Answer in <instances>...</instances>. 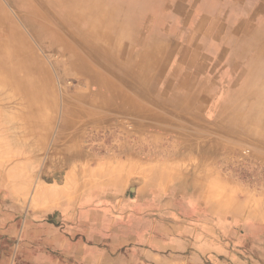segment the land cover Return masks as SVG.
Segmentation results:
<instances>
[{
  "label": "rangeland",
  "instance_id": "1",
  "mask_svg": "<svg viewBox=\"0 0 264 264\" xmlns=\"http://www.w3.org/2000/svg\"><path fill=\"white\" fill-rule=\"evenodd\" d=\"M29 1L37 14L47 13L53 27H58L56 13L49 5H68L66 0ZM89 1L96 2L94 8L102 9V1H106L113 11L111 18L104 9L100 13L96 11L99 14H89L92 16L87 17L88 22L95 28L93 37L98 42H106L109 49L127 59L122 62H127V67L136 75V82L144 81L141 94L148 95L146 99L153 106L163 108L164 120L165 114L176 109L175 102L196 106L194 98L191 100L188 95V98H180L173 84L184 76L182 82L191 85L194 78H185L184 73L196 75L209 65L202 58L196 62L199 58L194 53L203 42L208 46L213 41L211 33L204 36L197 33L201 28V12H213L221 7L237 14L247 4L243 0H145L146 6L134 7L136 13L142 12V18L132 25L127 21L124 5L121 7L122 3L127 6L132 1L78 0V4L80 8L81 5L89 7ZM159 3H164L165 24L159 22V11L155 10V7L160 8ZM8 10L19 26L17 31L24 34L23 38L18 35L17 41H25L33 47L31 59H42L48 73L45 75L41 70L34 79L24 74L26 85L34 84L40 113L39 127L28 138L26 97L15 110L19 109L17 113L8 115L0 104V264H264V209L252 210L255 206L264 207V95H251L259 85L264 88V57L261 55L264 37L254 53L248 55L247 65L243 58L236 56L229 59L227 74L217 77L218 83L231 85L222 95H217L221 103L211 105L206 98L199 105L207 110L206 122H212L209 125L216 131L214 138L225 139V142L222 147L214 148L209 139L198 152L189 151L169 123L143 124L142 119L131 112L109 117L108 122L113 120L109 125L91 120L90 127L63 130L66 100L68 97L80 100L79 93L86 87L79 61L76 56L71 57L67 45L55 43L48 30L44 29L37 38L31 35L25 22L22 24L18 11ZM133 13L129 15L134 18ZM175 14L177 21H174ZM31 17L37 23L36 14ZM74 19L78 22L77 17ZM227 19L228 16L224 24ZM127 25L129 36L122 32ZM226 32L230 34L221 29L220 36ZM193 33L194 37L190 38ZM160 34L167 35V46L157 53V65L151 68L153 59L145 57L143 60L141 53L148 55ZM175 44L183 46L179 59L173 63H178L181 70L164 73L162 66L169 60ZM232 47L237 49L236 44ZM206 54L203 51L199 55ZM253 65H259L258 69L254 71ZM102 72L106 77L109 75L107 79L113 76L105 70ZM248 73L249 80L255 84H250L252 89L247 94L237 88L247 86L245 78L240 79ZM163 75L175 81H162ZM113 78L115 87L122 85L123 82ZM167 83L173 85L168 93L175 102L165 94ZM184 83L179 87L186 85ZM192 91L200 92L197 88ZM10 95V91H0V99L7 104ZM226 108L230 109L229 118L249 130H224V126L218 125L227 123ZM201 116L205 118L203 112ZM202 117H196L200 126L206 124ZM122 140L131 145L139 140L145 142L152 153L151 159L134 157L130 163L133 159H125L126 155L120 156L117 150ZM88 155L97 156L93 161L97 166L92 168L97 173L94 178L65 179L66 172L77 174L80 171ZM99 174L104 179L99 178ZM154 174H164V179L154 180ZM38 183L40 188H50L58 194L41 196L33 206L30 200ZM239 200L241 206L227 208L228 201L240 205ZM145 248L158 256L150 260L144 253ZM102 252L105 257L100 260L97 255Z\"/></svg>",
  "mask_w": 264,
  "mask_h": 264
},
{
  "label": "bare ground",
  "instance_id": "2",
  "mask_svg": "<svg viewBox=\"0 0 264 264\" xmlns=\"http://www.w3.org/2000/svg\"><path fill=\"white\" fill-rule=\"evenodd\" d=\"M48 1L53 2L54 0L53 1L48 0ZM86 1L88 2V0H86ZM130 1H132L130 5L126 6L125 3H122L121 7L124 5V10L127 11V14H128L127 21L128 22L130 21L132 25H134L136 23L138 24V19L142 18V12L136 13L137 10L134 7L135 6L141 7L143 4L144 5L142 7L146 6L145 0H129V2ZM160 1H164V0H160ZM66 2L68 3V5L67 4L66 5L59 4L60 6L59 5H57V6L49 5V7H48V8H52L56 13L55 15H56V19H57L56 20L57 26L59 27L58 28V27H53L52 19H49V16L47 15V13L41 12V13L37 14V12H38L37 9H34L30 6L31 2L29 0H12V1L11 0H0V38H1L0 39V91H2L3 93L6 91H10V93H11V95L9 97V101H8L9 103L7 104L6 100H3V98H2V99H0L1 100L0 104L1 103L3 104L2 106L5 107V110L7 111L8 115L10 114V112L17 113L19 109L17 111H15V110L18 108L19 105L22 104V102H23L22 99H24L26 97L27 105H26V113L25 114L27 116V118H26L27 123H28L27 126L29 127L28 128V131H29L28 134L29 135H27V138L29 136H31L35 132L34 130H36L39 127L40 113H39V111H37L38 110V107H37L38 102L37 101L39 100V98L37 99V93L35 92V87L32 88V86H34V84H31V86H28V83H27V85H26V81L24 79V74H26V76L28 75L34 79L35 76H37V74L41 70H43L44 74L47 75L48 69H47V67H45V65L43 66L44 63H43L42 59H40V58L36 59V57L33 58V60L31 59V57L34 56V54H33V50H32L33 47L30 44H29L30 45L29 46L28 44H26L27 42H25V41H23L22 43H19L17 41L18 35L20 37L22 36L21 38H23L24 34H22V33L19 34V32L17 31V30H19V26L17 25V22L12 18V14L8 10V8L10 10H12L13 13H16L18 11L21 14V18L20 17L19 18L23 21L22 24L25 22V24L28 25V27L31 30V31L29 30L31 35H34L38 38V37H40V35L44 29L48 30L49 31L48 33H50V36L53 39V41L57 44H60V45H67V47L69 48V50L71 52V57L76 56L78 61H79V65L81 66V69H80L81 70V73H80L81 78L84 80L86 87L84 88V90H82L79 93V97H81L80 100L74 99V98L70 99L69 97L66 100L65 105L67 107V110L65 111V119H64V126H63L64 129L63 130H66V129L71 130L73 128H77V126L82 127L83 125H88V127H90L89 125H92V123L90 122L91 120L93 122L96 121L99 123L104 122V123H107V125H109L110 124L109 122L113 121V120H111L108 122L107 119L109 117H115L116 118V115L121 113V112H131V113H134L135 116H138L139 119H142L143 124H146L147 122L148 123L154 122V123H157L160 125V124H164V121L169 123L170 124L169 126H171L173 129H175L178 132V134L180 135V138L183 140V142L185 143V145L187 146V149L189 151H195L196 150L198 152H201L203 144L206 141H208L209 139H210L209 141H211V145L214 148H218L220 146L221 147L223 146L225 139H223V140L222 139H220V140L215 139L213 136V134H214L213 132H216V131H214V127L212 128V126L209 125L212 122L211 121H210V123L206 122L207 110H205V111H204V109L202 110L199 105H196L195 108H193V107H190L186 102H182V101H180V103L175 102L176 99L173 98L172 96H169L170 94L168 93V91L170 90L171 86L173 87L174 84L172 85V84L167 83L165 85L164 91H165V94H167L171 100H173V101L175 100L174 102L176 103L175 104L176 109H171V112H169V114H165L167 118L164 120L162 117V115L164 113L163 108L153 106V103L151 101L147 100L148 95H145L144 93L141 94V91L144 87V81L143 82H136V75H134L131 72L132 70L127 67V62H125V63L122 62V61H127V59H122L121 56L118 54L119 52L114 53L112 49H109L108 48L109 45L106 42L96 41V39L93 37L95 35V32H94L95 28H93V26H91V24H89L87 17L92 16V15H89L92 13L99 14L100 12H103V9H104V12H106L109 15V18L113 17V11L111 10V8H109L110 6L107 5L106 1H102V2H104L103 3V5H104L103 9L102 8H94L93 6L96 5V2L92 3L91 1H89L90 2L88 5L89 7H84L83 5H81V8H80V4H78L79 3L78 0H66ZM102 2H100V4ZM48 4H51V3H48ZM163 4L164 3H159L160 8L155 7V10L157 12L159 11L158 18H159V22L161 24H165V17H166V14L164 13V11L162 9ZM147 7H149V4L147 5ZM117 10H119V9H117ZM96 11L99 13H97ZM142 11L145 12V10H142ZM132 13L134 15V18L131 16ZM35 14L37 16V23L31 17V15L35 17ZM129 14H131V15H129ZM99 16L101 17V15H99ZM257 16H259V15H257ZM74 17L78 18V20H77L78 22L74 21L75 20ZM175 17L176 18L174 19V21H177L176 20L177 19L176 14H175ZM177 25L178 24L176 23L175 26H177ZM128 28H129L128 25L126 27L122 28V32L124 33L125 36L130 35L129 34L130 30ZM225 34L229 37L228 38L229 41L226 40L228 42H225L226 45H228V49L230 47V51L234 52V53H241L242 52L244 56H248L249 54L254 53L253 50L257 49L258 44H261L262 38L264 37V32H262L261 39H260V41H258L255 39L256 37H258V35H256L255 33H252L254 35H250L251 32H248V34H246V35L243 33L244 35H243L242 39L237 40V38H234L232 40V36L230 34L228 35L227 32ZM231 34L234 35L233 33H231ZM193 35H195V33H193L190 36V38H193L194 37ZM223 37L225 38V36H223ZM166 38H167V35L160 34L158 41H156L155 44L153 45V47L151 49H149L148 55H145L146 54L145 52L141 53V57L143 58V60L145 57H148L149 60L153 59L152 63L150 64L151 68L154 67L156 64L157 56H158L157 53L160 51V49L162 47L164 49L167 46V40L168 39H166ZM96 42H98V43H96ZM71 44H74V45H71ZM203 44L206 45L204 42H203ZM233 44L237 45V49H233V47H232ZM116 47H118V46H116ZM182 47L183 46L181 44H175L174 45L173 50H171V52H170V56L168 58L169 60L162 66V68L164 69V73H166V71H168V70H171V72L173 70L174 71L175 70H181V68L177 65L178 63L176 65H173V63L175 61H177V59H179L178 57H179V53L182 51L181 50ZM240 47H242V48L240 49ZM214 48L215 47L212 44H209L207 47H204V48L201 47L199 49V51L195 50L194 53L197 55V57H199L200 53H202L203 51H207V54L202 56V58L205 59V61L207 62L206 58L211 53L214 52V50H213ZM261 49L263 50V51L260 50L262 52L261 55H263L262 57H264V46H262ZM239 50H240V52H239ZM128 52H129L128 50L125 51V56L128 54ZM119 57H120L121 61H120ZM244 58H243V61H245ZM200 60H201V58L196 60V62H198ZM171 62H172V66H171ZM192 62H194V61L192 60ZM203 63H205V62L203 61ZM140 65H141V63H139L138 66H140ZM258 66L259 65L254 66V71L258 69ZM207 69H208V67H207ZM103 70H105L109 73H112L113 76L116 77V79L123 82L122 85H120L118 88L115 87L112 84V82H114L113 76L111 78L107 79V77L109 75L106 77L102 72ZM21 72H23V74ZM184 75L186 78L187 75L186 74H184ZM249 77H251L250 73H248L245 77L244 76L241 77L240 81L243 78H245L244 82L247 81V83H246L247 86L245 85L246 87L244 86L243 88H240V87L237 88L238 91H240L242 93L246 92L247 94L250 92V89H252L250 84L251 83L255 84V82L253 83V81L249 80ZM183 78H184V76H183ZM183 78H181V80H184ZM161 80L165 81V82H174L175 81L173 78H168L167 75H163L161 77ZM33 81L34 80H32L31 83ZM47 83H49V82H47ZM35 86L38 87V84ZM82 87H83V85H82ZM258 87L259 88L255 89L251 93V95L254 94V95H257L258 97H259L258 94L264 95V88L263 87L261 88L260 85ZM177 89L174 90V88H173L174 91H176L178 94H181L178 92ZM149 94H151V93L149 92ZM76 96H77V94H75V98H76ZM119 98H121V101L119 100ZM4 99H5V97H4ZM10 102H12V103H10ZM227 102H228V100H227ZM12 105H13V107H12ZM192 110H194V111L192 112ZM229 110L230 109H228V108H226L224 110V111H227V113L225 114V116L227 118L224 117L225 119H227V120L224 119L225 121H227V123L226 124L218 123V125L224 126L225 127V128H223L224 130H228L230 128V129L236 130V131H243V132L248 131L249 130L248 127L241 126V124L234 121L232 118L228 117L230 115ZM202 112H203V115L205 118H203L201 116ZM3 116H5V115H3ZM154 116H157V117L154 118ZM197 116L202 117L205 120L206 124L205 125L203 124V126H200L196 120ZM180 119H182L183 121ZM178 120H180V121H178ZM10 123H11V121H10ZM206 125H209L210 128L207 127ZM148 127H151V126H148ZM154 129H156V128H154ZM60 133H62V132H60ZM128 133H129V131H128ZM126 136H129V134H126ZM66 137H67V134H66ZM122 141L123 142L118 144L117 150H119L118 152H119L120 156L126 155L125 159L126 158L129 160L133 159V160H131L130 163H132L134 161V157L135 158L138 157L139 159L145 158L144 160L151 159L150 155L152 153L150 152V149L149 150L147 149V145L145 142H142L139 140V142H136L135 144L133 143L134 145H131V144H128L127 142H125L124 140H122ZM138 145H139L138 148H141L140 150L137 149ZM100 148H103V147L100 146ZM170 150L171 149H169V152H171ZM156 153H158V151H156ZM86 158L87 159H85L86 161L84 162V165H82V167H80V171L77 174L66 172V175L64 178L65 179L66 178L67 179H73L74 178V180L75 179L76 180L81 179V180H85V181L87 179H91V178L93 179L94 175L97 174L94 171H92L93 166H97L93 162L95 159H97V156L88 155ZM197 171L198 172H196V174L199 173L198 169H197ZM163 175L164 174H161V176H159V175L154 174L153 178L155 180V179H157V177H159L160 180L161 179L163 180L164 179ZM103 177H104L103 175L101 176L99 174V178L104 179ZM195 179H196V177H195ZM146 180H147V182H150L149 177H147ZM39 186H40V184L38 183V185L34 189V194L32 195L31 200H30V203L33 206H36V204L38 202V198L41 196L50 195L51 197L52 196L54 197L58 194V192H53L50 188L48 189V188L42 187V186L40 188ZM192 192H193V190H192ZM26 197H28V196H26ZM222 198H224V197H222ZM245 201L246 200H244V203H245ZM238 203L240 205L233 204V203H230L228 201L227 208L228 207L233 208L236 205L241 206L242 201L239 200ZM144 208H146V207H144ZM246 208H249V207L247 206ZM263 209H264V207L259 205V206L253 207L252 210L254 212H260ZM122 211L124 212V210H122ZM208 214H210V213H208ZM150 215H152V214H150ZM251 215H252V213H251ZM150 217H152V216H150ZM185 232H187V231H185ZM254 233H255V231H254ZM254 233H253V235H255ZM250 234H251V232H250ZM256 234H257V231H256ZM251 236H252V234H251ZM165 239H167V238H165ZM201 243H203V242H201ZM167 245H168V243H167ZM152 248H154V247H152ZM179 249H180V247H179ZM188 253L190 254L191 252H188Z\"/></svg>",
  "mask_w": 264,
  "mask_h": 264
},
{
  "label": "crops",
  "instance_id": "3",
  "mask_svg": "<svg viewBox=\"0 0 264 264\" xmlns=\"http://www.w3.org/2000/svg\"><path fill=\"white\" fill-rule=\"evenodd\" d=\"M243 2L247 4L237 14H233L231 9L230 11L227 8H225V10L220 9L221 7L219 9L213 10V12L211 11L209 12L208 10L201 12V18H202L200 21L201 28L197 33H199L198 35L200 36L201 35L204 36L206 33H211L212 34L211 36L213 39L212 44L215 48L213 49L214 52L208 56L209 57L208 59H206L209 62L208 69L206 68V70L201 71V73L195 76L187 75V77L189 78L195 77L193 80V83L195 84L190 83L191 85H187L186 83L182 82L180 77L177 78V81L174 84L175 86L174 89L178 88L177 89L178 92H181L183 96L181 94H178L180 95V98L183 99L187 97L188 95V97H190L191 100H193V98L194 100H196L195 101L196 105L202 104L203 101L206 98H208V101L211 103V105L217 104V101L221 99L220 96L217 98V95L224 93V91L228 89L229 86H231L229 85L230 82L228 81L227 82L229 86H227L226 83H218L216 81L217 77L220 74H227L228 67L226 66H227L229 59L231 58L235 59L236 56H238L239 58L245 57L244 62L245 64L247 63L246 60L248 56H244L242 52L241 53L231 52L225 43L229 41L228 39L229 37L226 34L220 36V33H219L221 29H225L232 36V40L234 38H237V40H239V39H242L244 34L246 35L248 34V32H251L250 35H254L252 33H255L256 35H258V37L255 36L256 37L255 39L260 41L261 34L262 32H264V27H263L264 26V0H259V1L258 0H243ZM227 16H228L227 22L226 24H224ZM236 16H239V18ZM230 19H233V20L235 19V21L232 22ZM205 25H207V27H205ZM217 33H219V35H217ZM231 33H233L234 35H232ZM223 36H225V38ZM201 47L204 48V47H207V45L200 44V48ZM200 55L197 58L199 59L202 58ZM193 63H195V61ZM196 78H198L197 79L198 81L196 80ZM180 83H184L186 85L179 87ZM191 88L192 89L197 88L199 89L200 92L197 94V91H192ZM218 103H221V102L219 101ZM166 200L167 199H162V201L164 202ZM147 201H152V199H148ZM144 253H146V256L150 260H154L158 256L150 248L149 249L145 248ZM97 257L100 258V260H102L105 256H104V253L102 252V254L97 255Z\"/></svg>",
  "mask_w": 264,
  "mask_h": 264
}]
</instances>
